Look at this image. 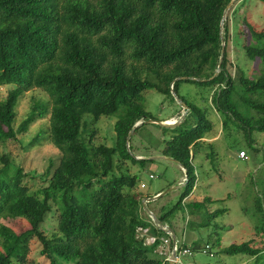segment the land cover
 Returning <instances> with one entry per match:
<instances>
[{"label": "trees", "instance_id": "trees-1", "mask_svg": "<svg viewBox=\"0 0 264 264\" xmlns=\"http://www.w3.org/2000/svg\"><path fill=\"white\" fill-rule=\"evenodd\" d=\"M231 1L0 0V88H10L0 102V144L48 116V139L60 152L48 185L36 190L24 182L19 167L1 157L0 207L11 200L12 215L28 227L18 233L0 230L6 238L0 264H29L32 241L43 264H168L155 253L156 244L147 246L136 238L138 228L162 233L148 216L142 217V201L148 197L139 191L141 178L128 166L142 168L150 161L131 155V137L154 120L143 104L149 90L170 99L173 93L188 108L177 127L155 125L163 136L172 134L162 140L160 155L175 160L186 175L178 201L167 211L161 209L156 219L173 231L174 216L183 207L185 225L199 231L226 212L211 209L215 201L209 197L185 201L198 181L192 164L196 155L212 160L218 155L213 144L205 143L213 129L207 105L186 101L178 90L182 83L211 89L209 109L219 117L226 148L238 149L232 132H240L248 148L258 151L252 135H264V30L245 17L235 28L244 57L259 61L250 76L229 59L230 14L237 0L222 22L224 53L218 70L220 26ZM34 89L48 101L33 103L14 129L18 101ZM101 117L116 118L111 146L93 143ZM138 123L142 125L135 128ZM255 211L248 241L221 249L217 227L190 246L181 235L179 249L211 257L245 256V264H264V206L258 201ZM47 216L54 225L49 231L42 228ZM189 216L201 223L189 221Z\"/></svg>", "mask_w": 264, "mask_h": 264}, {"label": "rangeland", "instance_id": "rangeland-1", "mask_svg": "<svg viewBox=\"0 0 264 264\" xmlns=\"http://www.w3.org/2000/svg\"><path fill=\"white\" fill-rule=\"evenodd\" d=\"M236 1L234 4H236ZM241 1L237 4L235 13L230 14L233 24V40L229 45L228 52L231 64L238 65L251 76L258 70L259 61L251 62L244 57L240 41L235 36V28L237 25L238 29L240 28V19L245 17L258 30H264V4L260 0ZM234 4L228 12L232 11ZM232 69L229 68V71L233 72ZM9 89V87L0 88V102L5 99ZM211 93V89L202 88L192 83H182L178 90V96L186 101L193 102L200 107L207 105V115L213 124V129L211 136L208 140H205V143L213 144L218 155L216 160L205 158L204 153L196 155L192 164L198 174V181L193 194L188 196L185 201L189 204L194 201L198 202L204 197H209L212 201H215L211 205V209H224L226 212L215 218L208 229L198 231L197 229H191V224L190 226L185 225L183 221L184 209L181 207L174 216L176 221L174 220L173 233L178 242L183 238L185 245L190 246L200 236L206 239V234L209 235L212 233L213 228L219 227L217 229L218 238L221 240L220 247L223 249L231 244H241L251 238L256 220L255 205L258 201L264 206V135L260 133L252 135L253 146L258 150L255 151L253 148H248L247 142L240 132H232L233 138L239 142L238 149L232 147L227 149L221 134L219 117L209 109ZM171 96L172 99L166 98L154 90L146 91L143 94L145 111L157 122L171 118H175L173 123L177 122L183 116L184 111L180 100L173 93H171ZM40 101H48V98L42 91L36 89L25 93L19 99L15 110L14 129L29 114L33 103ZM89 118L90 116L85 117L84 121H89ZM115 121V117H101L97 121L95 125L96 135L93 140L95 145L111 146L114 138L113 126ZM48 124V116L36 120L24 134L18 135L15 140L7 141L4 146L0 144V159L5 156L15 167H19L25 175L24 182L33 190L48 185V173L57 165L60 157V152L48 139ZM171 135L166 134L163 136L158 127L149 125L131 137L133 146L131 155L134 158L141 156L135 158L136 160H150L142 168L139 165L131 166L128 164L131 174L141 178V184L145 186L144 189L139 191L143 193L145 198L148 197L144 199L146 202L142 205V217L146 218L151 214L156 218L161 213V209L167 211L173 208L183 191L181 182L185 178V171L177 163L158 159L162 157L160 155L163 146L162 140L170 139ZM240 151L246 153V160L237 158ZM1 167L2 162L0 160ZM216 171L221 176V180L218 179ZM149 176L154 178L150 180ZM154 198L156 199L152 200ZM11 205L12 201L7 199L6 203L0 207V230H10L15 233L22 232L28 227L27 223L24 219L12 215ZM12 216L13 219L9 218ZM188 220L194 221L195 224L201 223L199 217L189 216ZM53 227L52 218L47 216L42 228L49 231ZM5 241L6 238L0 233V246ZM38 251L39 247L35 241L29 243V257L33 259L29 264H43V259L38 257ZM215 251L218 250H212L213 253ZM181 260L184 264H245L248 262L245 256L214 254L211 257L202 252L192 253V256L183 257Z\"/></svg>", "mask_w": 264, "mask_h": 264}, {"label": "built area", "instance_id": "built-area-1", "mask_svg": "<svg viewBox=\"0 0 264 264\" xmlns=\"http://www.w3.org/2000/svg\"><path fill=\"white\" fill-rule=\"evenodd\" d=\"M239 160H246L247 156L244 151H240L237 154ZM154 177L150 176V179ZM186 178L182 180L185 182ZM141 188L144 189L145 186L141 184ZM155 227L162 233V235L151 234L148 228H138L136 231V238L141 240L145 245H157L155 253L164 258L167 263L170 264H184L182 263V258L191 256L192 253L188 249L180 250L178 246V241L175 236L171 233L170 228L167 225L158 226L154 224Z\"/></svg>", "mask_w": 264, "mask_h": 264}, {"label": "water", "instance_id": "water-1", "mask_svg": "<svg viewBox=\"0 0 264 264\" xmlns=\"http://www.w3.org/2000/svg\"><path fill=\"white\" fill-rule=\"evenodd\" d=\"M235 1H236V0H232V1L226 6V8H225V10H224V12H223V17H222L221 26H220V28H221V30H220L221 54H220V58H219L218 70H219V66H220V64H221V61H222V58H223V53H224V42H223V37H222V22H223V20H224V17H225V15H226V13H227L228 10L231 8V6L234 4ZM218 70L216 71V73L214 74L213 77H215V76L217 75ZM213 77H212V78H213ZM212 78H211V79H212ZM211 79H210V80H211ZM179 80H186V78H182V79H179ZM191 80L197 81V80H195V79H191ZM180 104H181V107H182L184 113L182 114L183 116H182L177 122H174V123H173V122H157V121H155V120H148V121H146L145 123H146V124H150V125H156V126H159V127H162V128H166V129H173V128L177 127L178 125H180V123L182 122V120L184 119V117H185V115H186V112L188 111V108H187L183 103L180 102ZM141 125H142V123H138V124L135 125V128H137V127H139V126H141ZM132 133H133V130L130 131V132L128 133L127 138H126V141H127V142L129 141V139H130ZM158 159L165 160V161H169V162H173V163H177L175 160L170 159V158H166V157H160V158H158ZM157 197H160V196H157ZM155 199H156V198H154V199H152V200H155ZM145 202H146V200H143L142 205H144ZM149 215H150L149 217L153 220V222H154L156 225L161 226V224L158 222V220H157L154 216H152L151 214H149ZM170 231H171V230H170ZM171 233L173 234L172 231H171ZM173 235H174V234H173ZM168 264H170V263H168Z\"/></svg>", "mask_w": 264, "mask_h": 264}, {"label": "crops", "instance_id": "crops-1", "mask_svg": "<svg viewBox=\"0 0 264 264\" xmlns=\"http://www.w3.org/2000/svg\"><path fill=\"white\" fill-rule=\"evenodd\" d=\"M174 120H175V118H171V119L163 121V122H173Z\"/></svg>", "mask_w": 264, "mask_h": 264}, {"label": "clouds", "instance_id": "clouds-1", "mask_svg": "<svg viewBox=\"0 0 264 264\" xmlns=\"http://www.w3.org/2000/svg\"><path fill=\"white\" fill-rule=\"evenodd\" d=\"M185 178H186V175H185ZM182 183V185L184 186V183L185 182H181ZM150 218V217H149ZM151 219V218H150ZM151 221L153 222V220L151 219ZM154 223V222H153ZM155 224V223H154ZM162 225V224H161ZM171 231H172V229H170ZM173 232V231H172ZM174 234V233H173ZM175 236V235H174Z\"/></svg>", "mask_w": 264, "mask_h": 264}]
</instances>
